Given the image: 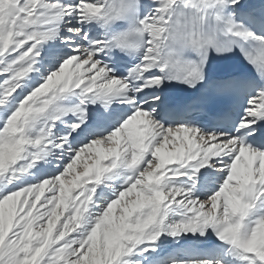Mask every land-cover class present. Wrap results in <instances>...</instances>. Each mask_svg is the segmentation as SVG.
<instances>
[{
    "label": "snow or ice",
    "instance_id": "1",
    "mask_svg": "<svg viewBox=\"0 0 264 264\" xmlns=\"http://www.w3.org/2000/svg\"><path fill=\"white\" fill-rule=\"evenodd\" d=\"M0 264H264V0H0Z\"/></svg>",
    "mask_w": 264,
    "mask_h": 264
}]
</instances>
